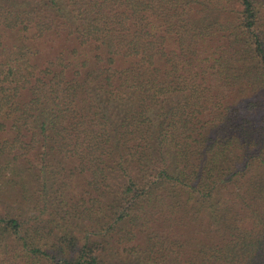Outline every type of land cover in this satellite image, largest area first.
I'll return each instance as SVG.
<instances>
[{
    "label": "trees",
    "instance_id": "1",
    "mask_svg": "<svg viewBox=\"0 0 264 264\" xmlns=\"http://www.w3.org/2000/svg\"><path fill=\"white\" fill-rule=\"evenodd\" d=\"M0 264H264V0H0Z\"/></svg>",
    "mask_w": 264,
    "mask_h": 264
}]
</instances>
